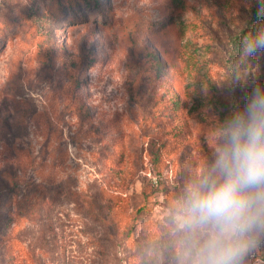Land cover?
<instances>
[{"label":"rangeland","instance_id":"obj_1","mask_svg":"<svg viewBox=\"0 0 264 264\" xmlns=\"http://www.w3.org/2000/svg\"><path fill=\"white\" fill-rule=\"evenodd\" d=\"M256 6L0 0V264H141L204 129L264 87V52L247 83H215Z\"/></svg>","mask_w":264,"mask_h":264},{"label":"clouds","instance_id":"obj_2","mask_svg":"<svg viewBox=\"0 0 264 264\" xmlns=\"http://www.w3.org/2000/svg\"><path fill=\"white\" fill-rule=\"evenodd\" d=\"M257 16H264V0ZM258 52H264L260 21L240 36L217 86L247 83ZM202 91L207 95V82ZM203 136L208 151L173 174L174 195L159 217L161 239L137 248L141 264H148V249L166 250L169 264H257L264 256V87L257 84L223 120L213 117Z\"/></svg>","mask_w":264,"mask_h":264},{"label":"trees","instance_id":"obj_3","mask_svg":"<svg viewBox=\"0 0 264 264\" xmlns=\"http://www.w3.org/2000/svg\"><path fill=\"white\" fill-rule=\"evenodd\" d=\"M258 9H259V6L254 7L253 11H252V16L246 21L245 27L241 31H239L237 34L231 36L230 45H229V47H230L229 55L234 56L235 53L238 52V44H239V39H240L241 35L245 34L248 30H250L258 21L264 22V16H260V17L257 16ZM217 99H218L217 97L211 98L209 101L212 104H216L213 101L217 100ZM219 102L224 104L221 100ZM2 174H3V176H5L9 179H11V177H12L9 173H6V171H3ZM119 197H121V196H119ZM109 208L117 209L118 211H120L121 209H123V205L117 207V205L114 202H111L109 204ZM118 216L123 217L121 212H118ZM259 258L263 259L262 261H264V256L259 257Z\"/></svg>","mask_w":264,"mask_h":264},{"label":"built area","instance_id":"obj_4","mask_svg":"<svg viewBox=\"0 0 264 264\" xmlns=\"http://www.w3.org/2000/svg\"><path fill=\"white\" fill-rule=\"evenodd\" d=\"M155 179H156V177H155Z\"/></svg>","mask_w":264,"mask_h":264}]
</instances>
